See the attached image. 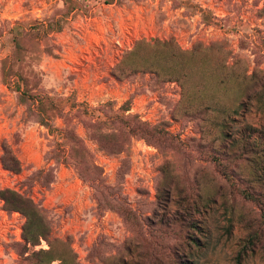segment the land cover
I'll list each match as a JSON object with an SVG mask.
<instances>
[{
  "label": "rangeland",
  "instance_id": "rangeland-1",
  "mask_svg": "<svg viewBox=\"0 0 264 264\" xmlns=\"http://www.w3.org/2000/svg\"><path fill=\"white\" fill-rule=\"evenodd\" d=\"M13 82L52 99L56 126L67 111L78 146ZM5 188L33 199L47 235L29 244L0 197V264H264V0H0Z\"/></svg>",
  "mask_w": 264,
  "mask_h": 264
},
{
  "label": "trees",
  "instance_id": "trees-1",
  "mask_svg": "<svg viewBox=\"0 0 264 264\" xmlns=\"http://www.w3.org/2000/svg\"><path fill=\"white\" fill-rule=\"evenodd\" d=\"M154 70H157V68H155ZM11 86L18 92L19 101L28 106V110L30 114L35 116L38 122L44 125L50 132L56 133L62 140L61 142L63 141L65 142L69 140L75 146H78V138L74 134V131H72L70 128L67 111L59 110V114L57 115V117L61 118V120L65 124L62 128H60L55 125L51 115L48 112L40 109V105L44 103H50V105H53V101L48 95L42 93L31 94L27 92V90L21 89L20 85L17 84L16 82H13ZM129 102H130L129 100L125 101L119 107V109L125 112L128 111L130 109ZM110 105H111L110 102H105L103 104H100L97 110L103 112V109ZM70 107L72 108L76 107L77 110H80L83 114H88V115L91 114L90 107L86 105V103L74 101L73 103L70 104ZM211 107L212 106L209 103L204 104V108L206 109H210ZM113 115L114 117L120 116L119 119L121 122L128 121L127 119L133 120L132 124L127 125V133L131 135H137L142 138H147V136H149L148 133H150V129H149L150 127L146 122L140 120L136 114L127 115L124 117L117 113H114ZM114 117H112V119H114ZM104 122L105 120L99 119L97 115V119L94 121V125H98ZM108 135H110V133L99 131L98 134H96L95 136L101 142V137H105ZM114 145L115 144L108 145V147L107 145L104 146H106L108 150H114L115 149ZM59 151L61 152L63 159L66 160L65 150L62 146ZM56 154H60V153H56ZM1 162L3 167L9 171H12L14 173L20 171L21 166L19 160L13 154V152L6 146H3ZM218 164L221 166V163L219 161ZM239 190L246 198L252 197V195L248 193L246 190L244 189H239ZM0 197L3 199L7 209L18 211L24 215L25 224L23 227V234L25 236L26 241L29 244L35 245L37 244L40 237H46L47 228L42 217L41 209L36 205V203L33 201L31 197L25 196L22 193L18 192L17 190L10 188H5L0 190Z\"/></svg>",
  "mask_w": 264,
  "mask_h": 264
}]
</instances>
